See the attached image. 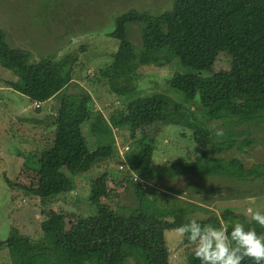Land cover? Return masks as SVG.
Instances as JSON below:
<instances>
[{
    "label": "trees",
    "instance_id": "trees-1",
    "mask_svg": "<svg viewBox=\"0 0 264 264\" xmlns=\"http://www.w3.org/2000/svg\"><path fill=\"white\" fill-rule=\"evenodd\" d=\"M134 24L140 26V48L131 39ZM109 36L120 44L113 62L100 74L117 93L133 95L125 108L112 114L110 122L102 112L95 113L91 92L73 81L67 57L32 60L33 53L11 46L0 27V62L19 77L18 81H7V86L32 101L60 97L52 121L53 146L41 151L39 183L35 189L26 190L39 197L43 206L41 235L33 239L15 227L7 239L0 240V248L9 250L11 264H56V246L93 256L96 264H130L129 258L135 264H171L166 232L193 220L190 215L196 210L210 213V209L186 199L187 203L180 205L172 194L170 200L162 202L161 191L149 188L150 180L159 182L164 174L170 179L184 175L264 179L263 164L249 167L239 157L225 156L233 149L245 153L254 145L250 136L241 139L244 132L238 127L264 122V0H174L170 9L158 14L130 9L115 16ZM221 52L231 57V68L215 72ZM173 59L194 71H176L169 80L171 86L183 93L184 100L199 102L205 118L225 129L223 137H217L215 128L198 117L186 115L184 103L163 92L134 95L135 85H115L117 81L133 83L143 66L169 64ZM73 87L78 89L73 91ZM170 123L189 129L202 151L196 160L176 161L160 168L152 166L151 156L125 159L135 174L127 176L135 195L134 206L117 208L96 196L92 214L76 219L50 207L53 198L74 190L73 176L87 173L113 156L115 130H129L141 134L143 140L150 137L154 141ZM89 134L95 137L94 145ZM243 218L226 209L221 215L212 213L195 220L215 227L230 223V233L233 220L245 222ZM245 228L264 234V228L252 221ZM182 242L192 245L187 238ZM187 261L200 264L194 249H188ZM243 264L254 262L245 258Z\"/></svg>",
    "mask_w": 264,
    "mask_h": 264
},
{
    "label": "rangeland",
    "instance_id": "rangeland-1",
    "mask_svg": "<svg viewBox=\"0 0 264 264\" xmlns=\"http://www.w3.org/2000/svg\"><path fill=\"white\" fill-rule=\"evenodd\" d=\"M173 1L0 0V27L6 32L11 46L26 48L33 53L32 60L46 56L56 60L67 57L71 62L73 81L91 92L95 113L102 112L110 122L112 114L125 108L133 96L117 93L100 74L102 68L113 62V54L120 44L109 36L115 27V16L130 9L158 14L170 9ZM131 32L132 41L140 48L139 24L132 25ZM224 53H220L219 61L213 68L215 72L231 68V57ZM176 71L194 69L173 59L169 64L143 66L133 83L117 81L115 85H135L134 95L163 92L174 101L184 103L186 115L198 117L210 128L225 130L219 122L213 123L205 118L199 102L184 100L183 93L171 86L169 80ZM203 73L209 74L208 71ZM9 80L18 81L19 77L13 69L0 62V240L7 239L15 227L36 239L41 235V222L45 218L43 206L39 197L26 190L35 189L39 183L37 167L41 151L53 146L52 121L60 97L58 101L42 102V106L37 108L29 97L8 87ZM77 89L73 87V91ZM238 128L244 132L241 139L250 136L255 140L254 145L248 147L245 153L233 149L225 156L239 157L249 167L259 163L264 166V122L244 124ZM89 131L87 125V134ZM115 135L113 156L89 172L73 176L74 190L53 198L50 207L72 214L76 219L92 214L96 196L100 202L117 208L134 206L135 195L127 180L129 173H134L125 164V159L151 156L152 166L160 168L176 161L196 160L202 151L189 129L173 123L167 124L154 141L150 137L143 140L141 134H133L129 130H115ZM88 137L94 145L95 137L91 134ZM125 147L129 150L122 154ZM148 185L161 191L162 202L170 200L172 194L180 205L188 200L210 209V213L196 210L190 215L193 219H205L212 213L221 215L224 210L231 209L244 217L243 220L247 219L240 222L247 225L251 221L249 210L264 211L263 178L239 181L225 176L200 178L184 175L170 179L164 174L162 180H150ZM236 222H239L238 219L233 220V223ZM166 239L171 250V264H189L187 252L194 249V245L185 246L175 230L167 231ZM115 250L116 247L111 248L110 252ZM55 252L56 264L97 263L93 256H82L70 248L56 246ZM129 260L130 264H135L133 258ZM0 264H11L7 248H0Z\"/></svg>",
    "mask_w": 264,
    "mask_h": 264
},
{
    "label": "clouds",
    "instance_id": "clouds-1",
    "mask_svg": "<svg viewBox=\"0 0 264 264\" xmlns=\"http://www.w3.org/2000/svg\"><path fill=\"white\" fill-rule=\"evenodd\" d=\"M224 134L223 129H215L217 137ZM249 211L251 221L264 228V211ZM228 229L224 223L215 227L193 219L178 226L175 232L194 245V256L200 264H243L245 258L264 264V234H258L255 228L246 229L240 222L232 226L230 233Z\"/></svg>",
    "mask_w": 264,
    "mask_h": 264
},
{
    "label": "built area",
    "instance_id": "built-area-1",
    "mask_svg": "<svg viewBox=\"0 0 264 264\" xmlns=\"http://www.w3.org/2000/svg\"><path fill=\"white\" fill-rule=\"evenodd\" d=\"M41 106H42V102L41 101H38V100L34 101V107L40 108ZM127 150H129V147H125L124 151H122V154H123V152H125Z\"/></svg>",
    "mask_w": 264,
    "mask_h": 264
},
{
    "label": "crops",
    "instance_id": "crops-1",
    "mask_svg": "<svg viewBox=\"0 0 264 264\" xmlns=\"http://www.w3.org/2000/svg\"><path fill=\"white\" fill-rule=\"evenodd\" d=\"M57 99V101H58V98H52V99H50V102H52V101H54V100H56ZM59 103H57V105H56V107L58 108V105Z\"/></svg>",
    "mask_w": 264,
    "mask_h": 264
}]
</instances>
